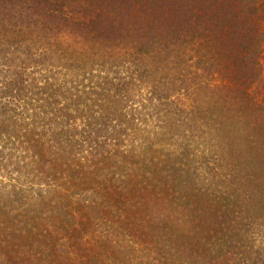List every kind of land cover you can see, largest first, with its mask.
<instances>
[{"label":"trees","instance_id":"16d2710c","mask_svg":"<svg viewBox=\"0 0 264 264\" xmlns=\"http://www.w3.org/2000/svg\"><path fill=\"white\" fill-rule=\"evenodd\" d=\"M9 170L0 264H264V0H0Z\"/></svg>","mask_w":264,"mask_h":264},{"label":"rangeland","instance_id":"374dc122","mask_svg":"<svg viewBox=\"0 0 264 264\" xmlns=\"http://www.w3.org/2000/svg\"><path fill=\"white\" fill-rule=\"evenodd\" d=\"M45 74L50 76L52 74V72L49 71V72H47ZM61 75H63V74H61ZM61 75L59 74L58 77L59 78H63ZM92 76L94 77L93 80H99L100 76H98L97 72H94L92 75H90L91 78H92ZM78 79L80 80V78H78ZM86 82H87V80H86ZM75 87L73 89H75ZM77 87H78V89L82 88V85L79 84V86H77ZM200 110H201V107H200ZM158 130H160V128H159V125H157L156 123H153V122H151L149 124H148V122L147 123H141L138 127H136L134 134L129 137L128 141H131V142H140V141H143V140H151L152 141V136L154 135V132H156ZM186 137H187V135H185V139H186ZM178 140L181 141L182 139H178ZM162 141H165V138H163ZM178 143H179V141L177 142V144ZM9 172L11 174L8 175V176L6 175L7 177L6 176L0 177V186H5V191L0 190L2 194H7L6 191L12 189V186H13L14 183L11 186L9 183L6 182L7 179H9V177H11V179L12 178H14V179L17 178L16 183H19L18 180H21L20 176L17 177L18 173L16 174L15 172L10 171V170H9ZM1 178L3 179V181H1ZM12 181H13V179H12ZM17 187L18 188H22L23 186H17Z\"/></svg>","mask_w":264,"mask_h":264}]
</instances>
